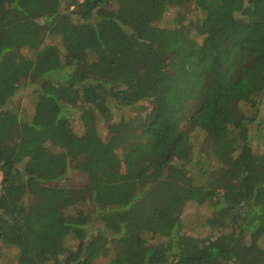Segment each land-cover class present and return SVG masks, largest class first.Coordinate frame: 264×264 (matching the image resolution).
Instances as JSON below:
<instances>
[{
	"label": "trees",
	"instance_id": "1",
	"mask_svg": "<svg viewBox=\"0 0 264 264\" xmlns=\"http://www.w3.org/2000/svg\"><path fill=\"white\" fill-rule=\"evenodd\" d=\"M257 142L264 0H0V262L264 264ZM188 203L217 236L185 230Z\"/></svg>",
	"mask_w": 264,
	"mask_h": 264
},
{
	"label": "rangeland",
	"instance_id": "2",
	"mask_svg": "<svg viewBox=\"0 0 264 264\" xmlns=\"http://www.w3.org/2000/svg\"><path fill=\"white\" fill-rule=\"evenodd\" d=\"M84 1V0H81ZM175 11H172L166 15L164 20L161 23V26H171L173 23V17ZM58 39H54L53 43H56ZM23 53L26 56H29L28 51H23ZM33 87H28V88H23L18 92V95L16 96V104H19L20 108V115L24 116L25 118L30 117L31 115L34 114L37 106V97L33 93ZM14 105V104H13ZM145 105L151 106L150 103H146ZM126 116H133L134 114L129 111L128 109L125 110ZM73 119V126L74 129L77 133L81 134L83 131V125L81 121L78 119V116H75V114L72 115ZM120 118V113H115L114 116L112 117L111 121H106L103 119H100L98 123V130L100 135L108 140L110 138V133H109V125L111 123H116L118 122ZM255 151L257 153H261L264 151V146L259 144L258 142L255 143L254 145ZM87 176L80 172V171H73L70 170L69 174L65 180V182L68 185H81L86 181ZM2 173L0 172V188H1V182H2ZM240 194L239 191H233V192H228L227 195L230 199L235 200V197H237ZM212 214V208L208 204L204 205H199L196 203H188L187 206L184 209V213L182 214V221L185 227V230L190 233L191 235H194L199 238H206L208 236H217L218 235V229L215 228H210L208 225H206L208 217H210ZM12 257V256H10ZM0 264H8L5 261H1ZM93 264H109V259H102L99 261H95Z\"/></svg>",
	"mask_w": 264,
	"mask_h": 264
}]
</instances>
